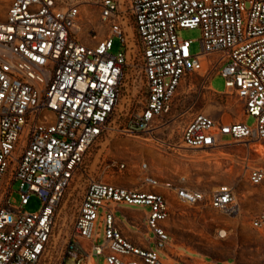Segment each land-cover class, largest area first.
I'll use <instances>...</instances> for the list:
<instances>
[{
	"label": "built area",
	"instance_id": "2783aa9c",
	"mask_svg": "<svg viewBox=\"0 0 264 264\" xmlns=\"http://www.w3.org/2000/svg\"><path fill=\"white\" fill-rule=\"evenodd\" d=\"M196 27L200 51L192 53V39L177 31ZM114 38L123 46L116 54ZM135 62L138 107L126 74ZM193 72L213 93L234 92L244 118L192 112L175 139L178 95ZM215 74L223 91L211 85ZM127 137L186 162L194 158L182 149L213 159L228 144L264 139V0H0V264H37L61 213L70 215V232L59 264H182L172 249L174 204L205 201L225 217L243 210L235 183L206 196L185 170L116 151ZM95 148L98 178L88 169ZM238 163L246 182L264 191V166ZM110 164L117 168L108 174ZM125 172L129 179L117 180ZM16 181L19 206L10 201ZM31 194L41 200L36 212L22 208ZM121 204L147 207L153 246L124 234L115 214ZM249 223L264 231V204ZM230 230L219 224L214 237Z\"/></svg>",
	"mask_w": 264,
	"mask_h": 264
},
{
	"label": "rangeland",
	"instance_id": "374dc122",
	"mask_svg": "<svg viewBox=\"0 0 264 264\" xmlns=\"http://www.w3.org/2000/svg\"><path fill=\"white\" fill-rule=\"evenodd\" d=\"M177 33L182 38L192 39L190 45L192 53L200 51L201 30L199 27L178 29ZM121 50H123V46L120 40L114 38L110 53L116 54ZM126 74L128 80L133 81L136 86L133 91L131 105L132 107H138L142 100L140 65L136 62L135 65H130L126 70ZM201 74L193 72L187 76L182 92L178 95V109L182 113L173 124L175 139L179 137L182 126L190 118L192 112L204 111L223 121H235L244 118L242 104L236 98L234 92L228 94L211 92ZM189 82L195 83L196 87L189 86ZM211 85L215 90L223 91L225 89L224 77L220 74L213 75ZM124 119V116H121L118 121L122 123ZM254 121L253 116L246 118L249 125H252ZM222 138L227 139L228 136L224 135ZM137 141L136 138H122L120 140L121 149L116 147L115 150H128L130 158L135 161L139 160L140 156L144 154L155 159L158 163H166L168 167H172L174 170H185L190 181L198 185L206 196L220 183H235L238 186L243 210L236 217L223 216L205 205V201L199 207L186 204H174L172 206L173 214L170 223L172 249L176 260H179L182 264H264V231L251 227L249 223L254 212L264 204V191L260 187L246 182L244 171L240 164H237L243 158L250 165L264 166V139H252L246 142L228 144L225 147L228 153H223V155L220 153L213 159H207L206 155L208 154L205 152L182 149V152L194 158L189 162L165 153L164 155L167 157L160 155L156 149ZM125 145L127 149L124 148ZM98 148L92 151L88 163L89 173L95 178H98V172L103 169V167H99V164L96 165L97 159L93 162ZM236 158H238V161ZM116 168V164H110L106 167V172L108 174L114 173L113 171ZM128 176L126 172L121 173L118 175L117 180L124 182L129 179ZM10 201L13 205H20L18 181L11 186ZM40 207L41 200L35 194H31L28 202L22 206L28 212H36ZM137 209L143 211L147 207H137ZM178 211L181 213L178 214ZM115 214L124 221L125 215L122 210H116ZM69 223L70 215L65 216L61 213L58 216L50 251L37 264H59L64 244L70 232ZM219 224H225L231 229L225 239L214 237L215 229Z\"/></svg>",
	"mask_w": 264,
	"mask_h": 264
},
{
	"label": "crops",
	"instance_id": "0c3cea01",
	"mask_svg": "<svg viewBox=\"0 0 264 264\" xmlns=\"http://www.w3.org/2000/svg\"><path fill=\"white\" fill-rule=\"evenodd\" d=\"M120 209L124 213V221L118 219V224L122 228L125 235L129 236L133 241L139 244L153 246V242L151 240H147L146 235H150L149 231H147L144 220V213L147 209L143 211L137 209V206H129V205H119L117 210ZM142 212V213H141ZM97 264H103V259H93Z\"/></svg>",
	"mask_w": 264,
	"mask_h": 264
}]
</instances>
